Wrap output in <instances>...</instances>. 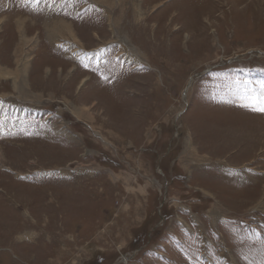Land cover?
I'll use <instances>...</instances> for the list:
<instances>
[{
    "label": "rangeland",
    "instance_id": "rangeland-1",
    "mask_svg": "<svg viewBox=\"0 0 264 264\" xmlns=\"http://www.w3.org/2000/svg\"><path fill=\"white\" fill-rule=\"evenodd\" d=\"M259 97L264 0H0V264H264Z\"/></svg>",
    "mask_w": 264,
    "mask_h": 264
},
{
    "label": "bare ground",
    "instance_id": "bare-ground-1",
    "mask_svg": "<svg viewBox=\"0 0 264 264\" xmlns=\"http://www.w3.org/2000/svg\"><path fill=\"white\" fill-rule=\"evenodd\" d=\"M106 1V0H105ZM111 2H112V0H111ZM110 3V2H109ZM111 4H113V3H111ZM119 5V4H118ZM105 6H106V4H105ZM136 7V6H135ZM108 8H110V7H108ZM134 8V7H133ZM136 10V9H135ZM109 14V13H108ZM111 17V16H110ZM113 17V16H112ZM7 18V17H6ZM2 19V18H1ZM136 20V19H135ZM25 22V21H24ZM23 21H20V22H17V24L19 25H23V23H24ZM113 23V22H112ZM24 26V25H23ZM22 27V26H21ZM56 27H59L61 30H63L64 28H66L65 29V31H66V33L71 37V33H72V30H71V27H70V23H68V22H65V21H63L62 22V24H60L59 26H56ZM44 28H45V31H46V38L48 39V40H51L53 37V34H51V31H52V29L51 28H49V26H47V24L45 23V25H44ZM112 28V27H111ZM55 29V28H54ZM23 30H24V28H23ZM21 33H24V31L23 32H21ZM54 33V32H53ZM57 33V32H56ZM74 33V32H73ZM23 36H24V34H23ZM78 35H75V34H73V36L72 37H74L76 40H78V37H77ZM25 38H22V42L23 41H25L24 40ZM32 40H33V38H32ZM28 42V41H27ZM35 44V43H34ZM50 50V49H49ZM45 51H46V49H45ZM49 53H50V51H49ZM49 53H46V54H49ZM138 53V52H137ZM141 54V53H140ZM50 55V54H49ZM138 55V54H137ZM46 56V55H45ZM142 58V57H141ZM29 67V66H28ZM25 77V76H24ZM22 79H23V77H22ZM24 81V80H23ZM25 92V91H24ZM31 100V99H30ZM37 100V99H36ZM80 111V110H79ZM77 115V114H76ZM86 116V115H85ZM78 119V118H77ZM2 121V120H1ZM0 121V122H1ZM1 125V124H0ZM4 126V125H3ZM95 129V128H94Z\"/></svg>",
    "mask_w": 264,
    "mask_h": 264
},
{
    "label": "snow or ice",
    "instance_id": "snow-or-ice-1",
    "mask_svg": "<svg viewBox=\"0 0 264 264\" xmlns=\"http://www.w3.org/2000/svg\"><path fill=\"white\" fill-rule=\"evenodd\" d=\"M255 104H256V102H254L253 105H252L255 108V110L264 112V97H259L258 98L259 107H256Z\"/></svg>",
    "mask_w": 264,
    "mask_h": 264
}]
</instances>
